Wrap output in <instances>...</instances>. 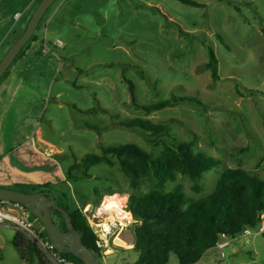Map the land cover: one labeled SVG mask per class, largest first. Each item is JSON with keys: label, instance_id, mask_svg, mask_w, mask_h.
Listing matches in <instances>:
<instances>
[{"label": "rangeland", "instance_id": "rangeland-1", "mask_svg": "<svg viewBox=\"0 0 264 264\" xmlns=\"http://www.w3.org/2000/svg\"><path fill=\"white\" fill-rule=\"evenodd\" d=\"M191 1L202 7L179 0H55L36 40L26 43L0 80V187L49 184L53 194L68 189L94 230L112 224L111 211L102 210L105 199H123L130 220L107 238L102 264L136 261L128 198L147 193L151 182L131 190L116 167L105 165L89 169L92 178L73 181L68 169L103 146L134 143L159 154L161 145L121 123L139 118L165 124L177 141H192L195 152L220 161L198 182L199 193L185 176L165 191L180 185L187 198H204L225 168L240 167L264 180V0ZM29 14L20 23L14 17L10 32L0 34V61ZM207 46L218 60L216 82L204 68ZM129 84L140 105L171 96L194 100L147 115L132 106ZM16 232L0 228V264H38L33 254L30 263L14 249ZM228 241L230 247L210 249L196 264H264V232ZM167 264H179L174 254Z\"/></svg>", "mask_w": 264, "mask_h": 264}, {"label": "trees", "instance_id": "trees-1", "mask_svg": "<svg viewBox=\"0 0 264 264\" xmlns=\"http://www.w3.org/2000/svg\"><path fill=\"white\" fill-rule=\"evenodd\" d=\"M40 1L38 0L37 6ZM179 1L202 7L195 1ZM34 10L30 12L28 20ZM23 31L24 28L13 43ZM261 33L264 36V28H261ZM217 37L223 43L222 38L219 35ZM35 40L36 37L33 34L28 42ZM23 49L16 59L24 55ZM207 55L208 61L204 68L210 71L212 82H216L219 79L218 60L214 50L209 46H207ZM8 70L2 79L7 75ZM129 91L132 106L147 115L184 101L194 100L171 96L153 104L140 105L134 101L131 84H129ZM120 125L126 129L141 131L153 146L161 145L159 154L153 157L134 143L103 146L100 154H88L79 161L75 160L68 169V179L73 181L90 179L92 175L89 174V169L105 165L109 168L116 167L131 190L136 189L146 180L151 182V188L147 193L131 194L128 198V211L135 221L132 226V249L136 252L137 259L134 264H167L170 254L176 256L179 264H196L208 250L215 248L222 235L228 239H234L244 230H254L260 225V216L264 213V180L240 167L225 168L219 174L212 193L204 198L198 200L187 198L180 185L165 191L168 183H175L179 176H185L193 182V191L199 193L201 187L198 182L206 172L217 168L220 161L204 153L195 152L192 141H177L165 124H155L138 118ZM87 128L98 132L97 127L87 126ZM76 170H80L82 176H76L74 174ZM96 180L100 179L96 178ZM9 189L27 194L36 192L51 194L55 203L69 215L83 244L101 259L102 254L96 246L97 236L94 229L68 189L55 191V194L52 193L49 184ZM94 193L98 194L97 190H94ZM31 217L38 222L33 215ZM52 218L59 229H65L57 212H52ZM42 234L47 237L44 230ZM12 245L23 260L27 257L28 261L31 260L29 256L33 254L38 264H49L35 244L19 232H16L13 237ZM65 257L83 264L71 254H65Z\"/></svg>", "mask_w": 264, "mask_h": 264}, {"label": "water", "instance_id": "water-1", "mask_svg": "<svg viewBox=\"0 0 264 264\" xmlns=\"http://www.w3.org/2000/svg\"><path fill=\"white\" fill-rule=\"evenodd\" d=\"M55 0H41L29 18L20 37L11 45L0 61V80L21 50L35 33L38 24ZM0 200L23 204L38 220L56 250L71 254L83 264H102L100 259L82 242L81 236L74 229L67 212L59 207L53 196L47 192L23 193L13 189L0 187ZM57 212L65 229H59L52 218Z\"/></svg>", "mask_w": 264, "mask_h": 264}, {"label": "built area", "instance_id": "built-area-1", "mask_svg": "<svg viewBox=\"0 0 264 264\" xmlns=\"http://www.w3.org/2000/svg\"><path fill=\"white\" fill-rule=\"evenodd\" d=\"M20 16L21 14H16L15 19L18 20ZM54 46L59 47L60 43L56 42ZM49 50L50 48L47 45H44L42 48L44 54H47ZM31 216V212L23 204L0 200V227H12L34 243L36 248L46 257L49 264H78L67 259L64 253L56 250L48 236L46 237L42 234V231L44 230L43 227L41 225L39 226ZM260 218L261 223L254 230H258V233L262 234L264 232V213ZM121 227L123 228L122 221H114V223L112 222L107 228L104 227L103 230H94V233L97 236L96 246L101 251V254L106 253V249L109 247L107 238L110 237L112 233H116ZM252 231V229H246L243 231L242 235L250 236ZM227 239L228 238L222 235L221 240L216 243L215 248L223 250L228 247L229 241ZM221 256H223V254H221Z\"/></svg>", "mask_w": 264, "mask_h": 264}, {"label": "crops", "instance_id": "crops-1", "mask_svg": "<svg viewBox=\"0 0 264 264\" xmlns=\"http://www.w3.org/2000/svg\"><path fill=\"white\" fill-rule=\"evenodd\" d=\"M37 3H38V0H0V34L1 35L3 34L2 37H4L7 33L10 32V30L12 28L13 19H14L16 14H21V16L19 17L18 20H14V21H16L18 23L22 22L24 20L25 16H27L33 10V8L35 9V5L37 6ZM60 11H61V7L57 8V10L54 14V17H56ZM23 28H25V27H23ZM23 28L20 29V32H21V30H23ZM18 35L19 34L15 33V38ZM15 38H11V41L9 43L10 45L8 46V49L11 47L13 40ZM4 55L5 54L2 55V58ZM7 189H9V187ZM227 240H230V239H227ZM231 240H235V238L231 239ZM245 242H248V240H246ZM132 245H133V242H132ZM230 246H231V242H229L228 247H230ZM228 247H226V248H228ZM212 249H216V248H212ZM221 254H223V253H221Z\"/></svg>", "mask_w": 264, "mask_h": 264}, {"label": "bare ground", "instance_id": "bare-ground-1", "mask_svg": "<svg viewBox=\"0 0 264 264\" xmlns=\"http://www.w3.org/2000/svg\"><path fill=\"white\" fill-rule=\"evenodd\" d=\"M123 202H124V200L117 197V196L105 199V201L102 205V210L111 211L112 216L108 219H110L112 222L123 221V220L129 221L130 220L129 214L123 212V210H122ZM124 224L122 223V225H124ZM107 227L108 226H106V228Z\"/></svg>", "mask_w": 264, "mask_h": 264}]
</instances>
